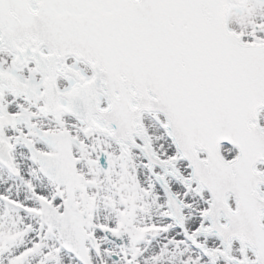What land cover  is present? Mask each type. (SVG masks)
I'll list each match as a JSON object with an SVG mask.
<instances>
[{
	"label": "snow or ice",
	"instance_id": "snow-or-ice-1",
	"mask_svg": "<svg viewBox=\"0 0 264 264\" xmlns=\"http://www.w3.org/2000/svg\"><path fill=\"white\" fill-rule=\"evenodd\" d=\"M0 264H264V0H0Z\"/></svg>",
	"mask_w": 264,
	"mask_h": 264
}]
</instances>
